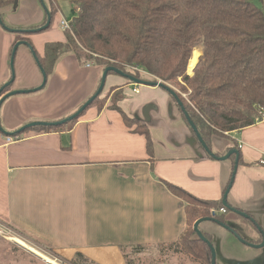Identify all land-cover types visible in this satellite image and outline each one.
<instances>
[{
	"label": "crops",
	"instance_id": "0c3cea01",
	"mask_svg": "<svg viewBox=\"0 0 264 264\" xmlns=\"http://www.w3.org/2000/svg\"><path fill=\"white\" fill-rule=\"evenodd\" d=\"M18 1L1 17L9 29L44 26L42 0ZM20 41L43 56L47 43L66 38L63 30L51 27L21 34L0 24V90L15 72L7 93L32 91L43 83L26 45L18 48L12 72V52ZM53 71L44 89L7 98L1 106L0 221L63 261L72 262L81 253L96 264H127L122 246H165L177 242L187 228L186 203L163 181L199 200L223 201L234 175L227 202L257 226L232 213L225 224L234 233L209 220L199 229L212 238L216 264H264V247L256 248L264 241V119L242 131L212 136L211 151L217 157L239 151L235 170V155L233 160L207 156L166 89L146 85L136 93L134 83L111 75L103 95L122 86L117 106L148 125L152 153L147 139L109 108L111 100L102 111L90 108L72 130L22 133L27 125L73 116L95 94L104 73L93 64L80 66L72 53L62 55ZM8 137L14 141L7 142ZM239 143L244 144L241 149Z\"/></svg>",
	"mask_w": 264,
	"mask_h": 264
},
{
	"label": "trees",
	"instance_id": "16d2710c",
	"mask_svg": "<svg viewBox=\"0 0 264 264\" xmlns=\"http://www.w3.org/2000/svg\"><path fill=\"white\" fill-rule=\"evenodd\" d=\"M60 1L72 5L70 30L64 31L66 41L47 43L43 56L36 52L47 77L54 73L62 55L72 53L82 67L93 64L104 71L108 67L118 68L141 80L151 77L153 82L169 83L188 96L186 100L177 94L174 99L193 136L196 134L188 119L196 125L210 150L212 136L242 131L264 119V0H50L51 26L60 11ZM18 2L0 0V17ZM195 49L202 55L189 75L188 65ZM111 75L120 76L116 73L108 76ZM99 83L100 87L101 80ZM121 89L122 86H117L105 96L102 93L76 120L62 126H34L22 133L72 130L90 108L102 111L111 100L109 108L119 111L124 124L147 139V150L152 153L148 125L129 117L117 106ZM9 90L11 87L3 95ZM207 156L211 158L208 152ZM234 158L233 155L231 160ZM232 178L233 175L224 193ZM163 182L186 203L187 228L177 242L160 247L184 254L196 264H212V250L196 234L194 226L198 220L207 218L227 223L226 217L232 212L223 206L222 199L199 200L181 187ZM223 208L225 213L212 215V211L219 213ZM203 236L213 243L211 236ZM144 248L122 246L126 263L134 264L132 257L141 254ZM72 264L96 263L77 253Z\"/></svg>",
	"mask_w": 264,
	"mask_h": 264
},
{
	"label": "water",
	"instance_id": "95a60500",
	"mask_svg": "<svg viewBox=\"0 0 264 264\" xmlns=\"http://www.w3.org/2000/svg\"><path fill=\"white\" fill-rule=\"evenodd\" d=\"M17 4H18V3H17ZM17 4L15 5V7L17 6ZM42 6H43V9L45 10V13L47 14V22L44 24V26H42V27H40V28H38V29H33V30H30V31L18 30V29H16V30L9 29V28L3 23L1 17H0V24H1V26H3L5 29H7V30H9V31H11V32H13V33H21V34L42 33V32H44L45 30L50 29V26H51V23H52V14H50V12H49L47 6L45 5L44 0H42ZM21 45H26V46L30 49V51L32 52L33 56L36 58L37 63L39 64V59H38V57H36V54H35V52H34V50H33V47H32L29 43H27V42H25V41H20V42H18V43L16 44V46H15L13 52H12V56H11V58H12V61H11L12 72H13L14 63H15V56H16V53H17L18 48H19ZM39 66H40V64H39ZM40 70L42 71V74H43V83L41 84L40 87H38L37 89H34V90H32V91L42 90V89H44V88L46 87V82H47V78H48V77H47V74H46L45 71H43V69H42L41 67H40ZM110 73H116V74H119L120 76L126 78L129 82H133L134 84H137V85H140V86L151 85V86H156V87H160V86H161V87H165L166 90H167L171 95H173V96H175L176 98H178L177 93H176L175 91H173L169 86H167L163 81H160V82H151V81H148V80H145V81H144V80L138 79V78H136V77H134V76H132V75H131V76H130V75H127V74H125L124 72H122L121 70H119L118 68L115 69V68H112V67H108V68H106V70H105L104 73H103V77H102V79H101V85H100L98 91H97L92 97H90L89 101H88L87 103H85V104H84V105H83V106H82V107H81V108H80V109H79V110H78L73 116H71V117H69V118H67V119L61 120V121H59V122H50V123H48V122H47V123H33V124H30V125H27V126L23 127V128L21 129V132H25L26 130L31 129V128H33L34 126H62V124H65V123H67V122H69V121L76 120V118L80 117V116L84 113V111H85V110H86V109H87V108H88V107H89V106L95 101V99H97V97H99V96L103 93V90H104L105 85H106V79H107V77H108V75H109ZM14 79H15V72H13V76H12V79L10 80V82H8L7 84H5V85L3 86V88L0 90V109H1V106L3 105L5 99L10 98V97H13V96H16V95H18V94H29V93H32V91L10 92V93L5 94L4 97H2V95H3L4 91H5V89L11 87L10 85L14 82ZM180 106H182L181 103H180ZM187 118H188V115H187ZM188 123H190V125H191L192 129L194 130V132H195V134H196V137H198V140H199L200 144L202 145L203 149H204L206 152H208L212 158H214L215 160H219V159H220V160H228V159L231 158L233 155H235V156H236V159H235L234 164H235V170H237V168L239 167L238 162H239V158H240V153H239L238 150H233V151H231V152L229 153V155L226 156V157H217V156H216V155H215V154H214V153L208 148V146L206 145L205 141H203L202 137L199 135L196 125H195L190 119H188ZM0 129H1V131H3V129L1 128V124H0ZM234 173H235V172H234ZM233 176H234V175H233ZM232 179H234V178H232ZM227 192H228V190L226 191V194H225L224 199H223V206H224L225 208H227L228 210H230L233 214H237V215H239V216H241V217H243V218H245V219H249L250 217H249L246 213H244V212L238 210L237 208L230 207V205H229L228 202H227V199H228V193H227ZM208 220H209V221H212V222H215V223H217V224H219L220 226H222V227L228 229L229 231H231L232 233H234V232H233V230H231V229H230L225 223H220V222H217L216 220H214V219H210V218L198 220L197 223L195 224V226H194V230H195L196 234H197V235L200 237V239H202L205 243H208V244H209V247H210V249L212 250V254H213L212 264H216V250L214 249V247H213V245L210 243V241H209L205 236H203V234L201 233V231H200V229H199V226H200L202 223L207 222ZM259 231H260V233H262L261 229H259ZM262 234H263V233H262ZM235 235L238 237V239H239L241 242H243V243H245V244H247V245H249V246H254V245L251 244V243H250V244L246 243V241H245L244 239H242L240 235H238V234H235ZM254 247H255V246H254ZM263 247H264V241H263V243H262L261 245L256 246V248H263ZM26 250H27V249H26ZM27 251H28V250H27ZM34 256H35V255H34Z\"/></svg>",
	"mask_w": 264,
	"mask_h": 264
},
{
	"label": "rangeland",
	"instance_id": "374dc122",
	"mask_svg": "<svg viewBox=\"0 0 264 264\" xmlns=\"http://www.w3.org/2000/svg\"><path fill=\"white\" fill-rule=\"evenodd\" d=\"M44 2L49 10L50 0H44ZM71 9H72V5L70 2L60 1V11L58 12V15H56L55 18L53 19V24L51 26V29H57L58 32L60 31V33H62V29L59 26L60 20L67 19L69 21L72 17ZM30 30L27 29L25 31H30ZM193 71L192 73H189L188 71L189 75H192ZM146 79L147 78H144L143 80ZM149 79L154 80L151 77H149ZM157 81L160 82L161 80L160 81L157 80ZM165 84L169 86L177 94L181 95L183 98L187 100L188 96L182 94L180 89H178L173 85H170L169 83H165ZM113 97H115V95H113ZM78 110L79 108L75 112H77ZM18 239L23 240L28 244L32 245V247L36 248V250L39 249L40 252H42L43 254H45L50 258H54V257L60 258L57 255H55L53 250H49L43 247L42 245L39 244V242L35 243L32 240H28L24 236ZM32 255H33L32 253L27 251L24 247L22 248L17 243L9 239L7 240L4 238H0V264H49L46 263L42 258ZM132 258L134 260V264H196L193 263L184 254H180V253L175 254L174 252H171L167 248H162L160 246H151L150 248H144L141 251V254L137 256H133Z\"/></svg>",
	"mask_w": 264,
	"mask_h": 264
},
{
	"label": "built area",
	"instance_id": "2783aa9c",
	"mask_svg": "<svg viewBox=\"0 0 264 264\" xmlns=\"http://www.w3.org/2000/svg\"><path fill=\"white\" fill-rule=\"evenodd\" d=\"M60 28L65 31V30H70L69 27V21L67 19H62L60 20L59 23ZM89 66V64H88ZM87 66V67H88ZM132 72H135L136 70L131 68ZM141 74L146 75V73H143L142 71H140ZM136 88L134 89V92L139 93V86L135 84ZM14 141L12 138L8 137L7 138V142H12ZM243 143H239V149H241L243 147ZM261 165H264V159H262V161H260ZM226 209L223 208L221 209V211H219V213L217 211H212V215H216V214H221V213H225ZM22 238L23 236H21V234H19V232L13 228L12 226H10L9 224H5L2 221H0V238H4V239H9L12 241V238ZM58 264H72V262L69 261H63L60 258L54 257L53 258Z\"/></svg>",
	"mask_w": 264,
	"mask_h": 264
},
{
	"label": "bare ground",
	"instance_id": "6f19581e",
	"mask_svg": "<svg viewBox=\"0 0 264 264\" xmlns=\"http://www.w3.org/2000/svg\"><path fill=\"white\" fill-rule=\"evenodd\" d=\"M201 55H202V52H198L196 50L194 51L193 58L190 60L189 65H188L189 66V68H188L189 73H192V71L196 68V65H197L198 61L200 60ZM12 241L17 243L18 245H20L22 248L24 247L33 255L42 258L46 263L58 264L53 258L46 256L45 254L40 252L39 249L36 250V248H33L32 245L28 244L27 242L20 240L18 238H12Z\"/></svg>",
	"mask_w": 264,
	"mask_h": 264
}]
</instances>
